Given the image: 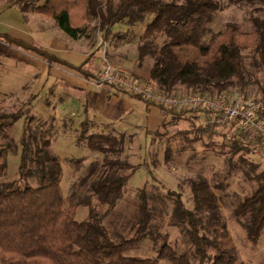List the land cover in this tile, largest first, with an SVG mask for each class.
I'll return each mask as SVG.
<instances>
[{
    "label": "trees",
    "instance_id": "obj_1",
    "mask_svg": "<svg viewBox=\"0 0 264 264\" xmlns=\"http://www.w3.org/2000/svg\"><path fill=\"white\" fill-rule=\"evenodd\" d=\"M6 0V6L33 11L54 19L70 37L85 36L84 17L96 21L103 39L118 22H145L136 46L137 58H150L147 80L159 94L200 93L207 96L240 92L246 98L264 101V17L251 15V28L241 30L228 23L210 31L208 22L219 8L218 0ZM232 5L264 4V0H227ZM77 14V15H76ZM88 19V18H87ZM6 43L40 55L49 63L66 65L86 78L93 77L47 49H40L8 33ZM142 99L139 95L132 94ZM164 118L159 130L185 148L198 147L214 165L242 180L243 189L229 187L231 214L256 247L264 246V164L256 160V140L242 138L234 127L201 126L204 113L192 109L159 107ZM0 114L2 123L7 120ZM264 115V114H263ZM2 117V118H1ZM84 124L75 140L101 154L89 162L91 194L63 197L59 178L61 165L51 150L50 128L29 132L24 128L18 172L36 174V182L0 180V264H158L162 258L173 264H245L238 258L241 240L228 217H222L218 196L207 180L193 172L188 161L169 145L160 144L158 165L181 167L176 177L180 190L166 189L160 197L164 211L156 206L145 186L137 195V214L129 236L114 238L102 224V215L92 203L112 209L122 187L143 162H132L124 154L126 132L86 131ZM130 136V135H129ZM220 138V139H219ZM198 150L196 153H200ZM205 154H204V153ZM81 162L80 160L76 161ZM76 163V164H77ZM4 152L0 148V178ZM20 180V181H19ZM226 187L229 184L224 180ZM185 191L188 202L182 198ZM88 208V217L74 218L77 206ZM219 205V206H218ZM244 220L246 227L242 221ZM166 221V223H165ZM180 234L182 249L170 242L168 228ZM162 227V228H161ZM158 244L153 257L127 256L145 236ZM236 246V247H235ZM261 264H264V259Z\"/></svg>",
    "mask_w": 264,
    "mask_h": 264
},
{
    "label": "rangeland",
    "instance_id": "obj_2",
    "mask_svg": "<svg viewBox=\"0 0 264 264\" xmlns=\"http://www.w3.org/2000/svg\"><path fill=\"white\" fill-rule=\"evenodd\" d=\"M5 1L6 0H4V2ZM218 1L220 6L213 12L208 22L209 29L212 32L221 30L228 23L236 24L241 30L247 31L251 28V15L264 17V4L256 3L252 6L232 5L229 4L227 0ZM40 2H42V0L36 1V3ZM29 12L33 11L28 10L23 12L16 6L5 9L0 7V30H9L10 27H25L33 34L34 30L31 25L27 24ZM78 16L80 15L78 14ZM78 16H76L78 21L86 26L85 29L87 34L85 38H87V41L91 43L99 41L100 47L98 50L102 52V60L106 58L111 64L112 61H110L109 57L114 56L115 58V55L113 53H107L110 49L111 51H119L118 53L124 55V57L128 59L137 57L136 46L139 41V35L143 25L151 17V15H146L143 22L137 21L133 24L127 22H118L114 24L112 27V34L106 39L108 43L107 48H104L102 47L104 46L103 41L105 39L102 37L104 35L101 30H98L96 21L89 17H87L88 19L83 17V20H81ZM150 62L151 59L146 58L143 61V65L147 67L150 65ZM125 65L131 66L132 61L125 62ZM146 67L144 68L145 70ZM2 84H0V86ZM3 87L0 93V114H4L3 118L7 120L12 117L15 118L12 121L2 123L0 126V148H2L4 152V172L0 180H18L19 177L23 182H29L31 185L35 184V173L27 172L25 174L26 178L23 179V176H20L18 172L21 154V134L24 128L29 132L50 128L51 132L49 137L51 139V150L58 157L61 165L59 185L63 197L66 198L73 192L78 196L91 194L90 183L97 176L88 173V165L90 161L100 159L101 154L88 149L83 142L75 140L76 135L81 131V127L79 125L76 126L74 121L70 122L67 116L61 114L57 107H55L51 98L40 94L33 97L28 92L22 90V88L17 90L15 94L8 95V90L15 88V86L4 83ZM2 120L3 119H0V122L4 121ZM75 126L77 128L73 129ZM86 131L89 132V129H86ZM237 131L242 138L248 137L241 130ZM125 132L126 136L129 138H127L124 147V154L130 161H141L143 165H141L123 185L121 196L112 209L108 210L105 205L98 204L95 198L92 197L93 205L102 215V224L112 237L121 238L129 236L132 233L131 226L137 214V195L141 188L145 186L149 197L152 201H156V206L161 209L160 213L164 211V207H162L163 205L160 203V197L163 192L166 189L180 190L176 177L182 173L183 170L181 167L169 168L157 164L160 158L159 150L162 148L160 144H164L171 146L180 153L181 156L188 161L190 169L204 177L218 196L222 217H228L227 219L230 220L231 226L241 237L239 243L236 239L233 241V244L237 246L238 258L244 260L245 264H261L263 262L264 246L260 248L254 246L250 242L248 235H245V231L235 221L234 216L231 214L232 194L229 187L239 190L244 188V184L238 176L228 173L227 169L223 166L219 167V165H214L213 160L203 155L202 152H200L202 150H199L198 147L194 149L185 148L176 139L159 129L153 134L154 138L157 139L156 141L146 137V135L139 134L135 129L126 130ZM172 140L176 141L177 144L181 146H176L174 142H171ZM197 150L200 153L197 154ZM254 154V158L259 160L260 157L258 153L255 152ZM77 160L81 162L77 163ZM224 180L229 184L228 187L224 185ZM183 192L182 198L188 202L187 193L185 191ZM87 217L88 208L81 205L77 206L74 218L81 220ZM242 221L246 227L243 219ZM168 232L170 235V242L174 244L173 242L176 241L178 243V249H182L181 246L183 243L180 241V234L176 228L170 226ZM261 242L264 244V234L261 236ZM157 246L158 244L152 241L147 235L140 243L126 251L125 254L127 256L153 257L156 255ZM158 264L173 263L162 258L158 261Z\"/></svg>",
    "mask_w": 264,
    "mask_h": 264
},
{
    "label": "crops",
    "instance_id": "obj_3",
    "mask_svg": "<svg viewBox=\"0 0 264 264\" xmlns=\"http://www.w3.org/2000/svg\"><path fill=\"white\" fill-rule=\"evenodd\" d=\"M0 7L5 9L11 6L7 7L4 0H0ZM27 24L31 25L33 34L25 27H10L0 32L37 48L47 49L75 66L81 65L88 73L95 74L103 67L99 41L91 43L86 36L70 37L52 17L37 12L28 13ZM106 39L103 41L104 48L108 44ZM118 52L111 49L107 52L115 55V58L109 57L113 65L125 68L134 77L148 78L149 65L146 67L137 57L128 59ZM130 61L132 65L126 66L125 62ZM4 83L15 86L8 90V95L22 88L33 97L40 94L51 98L58 111L67 116L70 122L74 121L80 127L84 124L89 131L125 132L135 129L156 141L153 134L164 118L159 107L146 105L139 97L112 86L91 84L79 71L66 65L49 63L37 53L10 45L0 38V93ZM229 129L230 126L220 130L226 132ZM171 142L180 145L176 141Z\"/></svg>",
    "mask_w": 264,
    "mask_h": 264
},
{
    "label": "built area",
    "instance_id": "obj_4",
    "mask_svg": "<svg viewBox=\"0 0 264 264\" xmlns=\"http://www.w3.org/2000/svg\"><path fill=\"white\" fill-rule=\"evenodd\" d=\"M88 82L108 85L125 93L136 94L150 105L202 112L201 126L226 128L232 126L256 140L255 152L264 163V101L246 98L240 92L219 96L200 93L159 94L147 79L134 77L128 70L103 58V67Z\"/></svg>",
    "mask_w": 264,
    "mask_h": 264
}]
</instances>
